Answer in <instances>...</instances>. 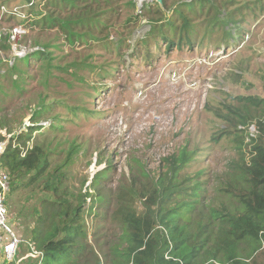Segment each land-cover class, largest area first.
I'll list each match as a JSON object with an SVG mask.
<instances>
[{"label":"rangeland","instance_id":"obj_1","mask_svg":"<svg viewBox=\"0 0 264 264\" xmlns=\"http://www.w3.org/2000/svg\"><path fill=\"white\" fill-rule=\"evenodd\" d=\"M26 1L0 0V134L7 141L34 128L25 148L42 144L68 187L103 196L87 200L84 213L98 253L117 232L114 191L130 179L133 159L157 175L185 146L193 155L183 171L213 194L239 149L236 134L248 154L264 104L239 97L264 99V0H115L94 17L103 34L74 40L35 23L45 0ZM101 171L100 186L92 185ZM40 198L32 189L10 192L8 221L20 242L0 264H37L26 254Z\"/></svg>","mask_w":264,"mask_h":264},{"label":"trees","instance_id":"obj_2","mask_svg":"<svg viewBox=\"0 0 264 264\" xmlns=\"http://www.w3.org/2000/svg\"><path fill=\"white\" fill-rule=\"evenodd\" d=\"M26 2L30 7L34 4L33 0ZM114 2L45 0L41 7L46 12L39 13L42 15L35 23L57 28L69 40L93 37L106 29L93 26L100 22L94 17ZM239 100L264 104V99L251 96ZM238 122L246 124L243 118L235 120ZM5 124L0 117V126ZM257 126L258 135H250L248 154L243 135L236 134L239 149L227 161L222 182L213 194L200 175L191 178L183 171L193 155L185 146L165 157L164 168L157 175L150 174L141 160L133 159L130 179L114 191L109 221L117 232L98 245L101 253L87 239L84 213L87 200L103 201V196L89 188L76 192L68 187L63 168L47 165L42 144L34 141L25 148L34 128L11 136L0 155V165L10 178V192L32 189L41 195L40 208H33L37 221L31 229L32 243L42 252L36 263L264 264L260 260L264 253V119H259ZM4 139L0 134V141ZM67 165L68 159L63 162L64 169ZM103 172H96L92 185L105 178ZM138 200L143 205L139 212L135 206Z\"/></svg>","mask_w":264,"mask_h":264},{"label":"built area","instance_id":"obj_3","mask_svg":"<svg viewBox=\"0 0 264 264\" xmlns=\"http://www.w3.org/2000/svg\"><path fill=\"white\" fill-rule=\"evenodd\" d=\"M13 13V12H12ZM2 135L5 133L1 131ZM8 140L0 141V155L4 152ZM15 145V143L13 142ZM24 152L21 153L23 155ZM11 190V183L8 174L3 170L0 165V258L6 261L13 260L18 248L19 239L14 232V229L10 226L8 221V206L7 198L9 197ZM33 257L35 259H42L41 251L37 250L35 246L31 245L26 257Z\"/></svg>","mask_w":264,"mask_h":264},{"label":"bare ground","instance_id":"obj_4","mask_svg":"<svg viewBox=\"0 0 264 264\" xmlns=\"http://www.w3.org/2000/svg\"><path fill=\"white\" fill-rule=\"evenodd\" d=\"M160 83V82H159ZM158 99V98H157ZM141 115V114H140ZM101 134V133H100Z\"/></svg>","mask_w":264,"mask_h":264},{"label":"clouds","instance_id":"obj_5","mask_svg":"<svg viewBox=\"0 0 264 264\" xmlns=\"http://www.w3.org/2000/svg\"><path fill=\"white\" fill-rule=\"evenodd\" d=\"M255 134V133H254ZM254 134H252V135H254Z\"/></svg>","mask_w":264,"mask_h":264}]
</instances>
